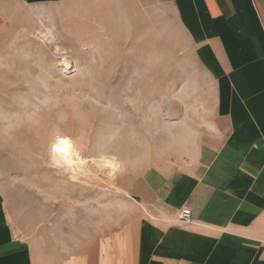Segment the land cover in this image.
<instances>
[{"label": "rangeland", "instance_id": "1", "mask_svg": "<svg viewBox=\"0 0 264 264\" xmlns=\"http://www.w3.org/2000/svg\"><path fill=\"white\" fill-rule=\"evenodd\" d=\"M129 8H24L0 29V192L14 223L68 251L151 212L211 136L212 86L181 33ZM72 152L86 173L66 168ZM101 155L123 162L115 180Z\"/></svg>", "mask_w": 264, "mask_h": 264}, {"label": "crops", "instance_id": "2", "mask_svg": "<svg viewBox=\"0 0 264 264\" xmlns=\"http://www.w3.org/2000/svg\"><path fill=\"white\" fill-rule=\"evenodd\" d=\"M127 1L129 17L158 8L181 33L212 86L211 136L151 212L75 251L24 231L0 192V264H264V0ZM107 2L125 0H0V29L24 8Z\"/></svg>", "mask_w": 264, "mask_h": 264}, {"label": "bare ground", "instance_id": "3", "mask_svg": "<svg viewBox=\"0 0 264 264\" xmlns=\"http://www.w3.org/2000/svg\"><path fill=\"white\" fill-rule=\"evenodd\" d=\"M60 66H62V69L64 70L72 69L74 68L73 60L69 56H65L60 62ZM58 159L56 160L59 161ZM82 163H84L83 158H81V156L75 157V154L72 152L68 156L65 164H66V168L68 167V169L74 167L78 170L83 171V173H86V170L83 167L84 165ZM96 163L98 164L99 168L100 167L103 168L102 173L104 172L110 180H115L118 173L123 170V162L115 155H101Z\"/></svg>", "mask_w": 264, "mask_h": 264}, {"label": "built area", "instance_id": "4", "mask_svg": "<svg viewBox=\"0 0 264 264\" xmlns=\"http://www.w3.org/2000/svg\"><path fill=\"white\" fill-rule=\"evenodd\" d=\"M191 210L190 208H184L182 209V211L180 212L178 219L182 222H189L191 220Z\"/></svg>", "mask_w": 264, "mask_h": 264}, {"label": "snow or ice", "instance_id": "5", "mask_svg": "<svg viewBox=\"0 0 264 264\" xmlns=\"http://www.w3.org/2000/svg\"><path fill=\"white\" fill-rule=\"evenodd\" d=\"M60 143H61V144H64V145H66V146H67L69 149H70V147H71L70 145H68V144H67V142H66V141H61ZM56 150H57V151H63V149H62V148H60V147H57V149H56Z\"/></svg>", "mask_w": 264, "mask_h": 264}]
</instances>
